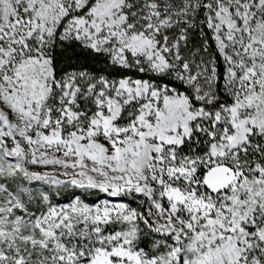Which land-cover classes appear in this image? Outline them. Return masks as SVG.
<instances>
[{
    "label": "snow or ice",
    "instance_id": "6c2138e0",
    "mask_svg": "<svg viewBox=\"0 0 264 264\" xmlns=\"http://www.w3.org/2000/svg\"><path fill=\"white\" fill-rule=\"evenodd\" d=\"M0 264H264V0H0Z\"/></svg>",
    "mask_w": 264,
    "mask_h": 264
}]
</instances>
